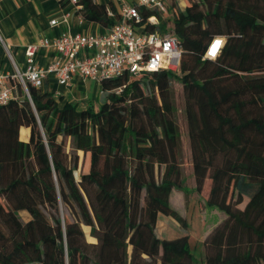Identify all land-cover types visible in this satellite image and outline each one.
I'll list each match as a JSON object with an SVG mask.
<instances>
[{"label": "trees", "instance_id": "16d2710c", "mask_svg": "<svg viewBox=\"0 0 264 264\" xmlns=\"http://www.w3.org/2000/svg\"><path fill=\"white\" fill-rule=\"evenodd\" d=\"M170 4L167 18L141 7L137 25L177 37L178 71L102 79L98 110L30 83L27 95L14 82L21 98L0 105V264H264V0ZM76 5L106 28L120 20L112 2ZM216 35L219 54L203 58ZM173 81L182 88L192 187L181 175ZM173 189L202 205L198 261L188 233L156 234L159 213L187 229L169 204Z\"/></svg>", "mask_w": 264, "mask_h": 264}, {"label": "built area", "instance_id": "2783aa9c", "mask_svg": "<svg viewBox=\"0 0 264 264\" xmlns=\"http://www.w3.org/2000/svg\"><path fill=\"white\" fill-rule=\"evenodd\" d=\"M120 20L105 32H70L65 31L54 39L42 38L38 43L26 46V65L24 70H16L11 76L0 74V105L6 104L13 95L10 78L22 85L27 92V83L42 87L44 78L52 74L59 84L70 83L75 73L85 78L100 82L102 79L121 75L127 72L136 76L142 71L154 72L179 69L181 47L177 37L170 31H146L142 28L137 32V23L141 21V7L155 9L161 18L170 17V0H114ZM76 8V0H71ZM69 11L61 15V19H51L49 23L67 22ZM107 14L113 17L108 8ZM147 20L153 24L159 22L157 15H150ZM217 42H219L217 46ZM224 44V37L213 36L203 53V58H215ZM52 47L59 57L46 66L38 65L34 60L37 47ZM215 49V50H214ZM89 51L85 55L80 52Z\"/></svg>", "mask_w": 264, "mask_h": 264}, {"label": "crops", "instance_id": "0c3cea01", "mask_svg": "<svg viewBox=\"0 0 264 264\" xmlns=\"http://www.w3.org/2000/svg\"><path fill=\"white\" fill-rule=\"evenodd\" d=\"M95 1L107 5L112 2L117 8L114 0ZM75 10L74 4L69 3L63 7L58 0H0V74L11 76L17 69L24 70L26 46L36 44L44 37L54 39L65 31L89 33L108 30L99 23L83 19ZM66 11L70 13L67 22H58L55 25L49 23L51 19H61V15ZM87 52L89 53V51H82L80 54L85 55ZM58 57L59 54L54 48L39 46L36 49L34 60L38 65L46 66L56 61ZM7 83L14 85L13 95L21 98L14 81L9 78ZM1 88L2 84H0V90ZM41 88L50 91L60 99L61 103H77L79 107L91 105L95 108L100 105L103 95L100 82L85 78L78 73L72 76L70 83L67 85L59 84L54 75L49 74L44 78ZM28 133L27 127L23 126L19 130L22 140L28 139ZM193 205L195 204L193 203ZM196 205L199 209L197 201ZM211 213L216 214L214 211ZM159 215L160 213L157 216L156 229L158 228ZM180 215L182 216V214ZM200 225L203 241L204 221L202 218ZM188 226L189 223L187 229H184L181 234L188 233ZM156 234L163 237L157 232Z\"/></svg>", "mask_w": 264, "mask_h": 264}, {"label": "rangeland", "instance_id": "374dc122", "mask_svg": "<svg viewBox=\"0 0 264 264\" xmlns=\"http://www.w3.org/2000/svg\"><path fill=\"white\" fill-rule=\"evenodd\" d=\"M194 0H177L178 6L183 9L188 3H191ZM137 32L142 31V26H137ZM173 87V102L175 106V120L177 127L180 133V149H181V175L184 178L185 187L193 186L192 179V168L190 162V147L189 140L187 136V125L184 115V100L182 95L181 84L177 81L172 82ZM99 106L95 107V110H98ZM69 149V146H67ZM79 154V165H81L82 154ZM196 197L194 194L188 198H185L183 191L173 189L171 192L169 204L175 209L178 213L182 214V217L185 218L186 223H189L188 226V241L191 246V250L195 259L198 261L201 251H202V227L200 225V220L204 212L202 211V205L198 201L199 209L196 205ZM193 203L196 205H193ZM201 206V209H200ZM20 218L23 221H26L29 216L25 211L19 212ZM201 217V218H200ZM83 230L85 231L86 239L91 240L92 237L89 235V227L82 225ZM184 231V228L181 227L173 218L165 214L160 213L158 219V228L156 232L163 237H175L178 236ZM164 232V233H163Z\"/></svg>", "mask_w": 264, "mask_h": 264}, {"label": "snow or ice", "instance_id": "6c2138e0", "mask_svg": "<svg viewBox=\"0 0 264 264\" xmlns=\"http://www.w3.org/2000/svg\"><path fill=\"white\" fill-rule=\"evenodd\" d=\"M219 42H217V46H218ZM215 50V49H214Z\"/></svg>", "mask_w": 264, "mask_h": 264}]
</instances>
